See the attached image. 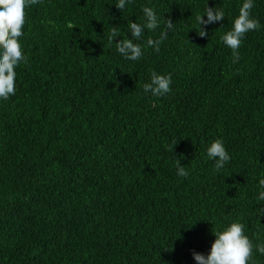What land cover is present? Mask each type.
<instances>
[{
  "label": "trees",
  "instance_id": "16d2710c",
  "mask_svg": "<svg viewBox=\"0 0 264 264\" xmlns=\"http://www.w3.org/2000/svg\"><path fill=\"white\" fill-rule=\"evenodd\" d=\"M226 16L200 27L196 15ZM242 0H41L27 9L21 37L27 62L16 94L0 100V264H196L213 232L244 225L264 264V0L252 15L239 60L221 37ZM161 15L158 52L138 61L109 43L131 38L142 8ZM206 19V17H203ZM171 75L172 91L142 89L151 73ZM221 139L231 159L217 172L206 147ZM173 146V152L169 149ZM179 161L187 177L176 175ZM258 208L262 211L258 215ZM213 231V232H212Z\"/></svg>",
  "mask_w": 264,
  "mask_h": 264
},
{
  "label": "clouds",
  "instance_id": "9594fccd",
  "mask_svg": "<svg viewBox=\"0 0 264 264\" xmlns=\"http://www.w3.org/2000/svg\"><path fill=\"white\" fill-rule=\"evenodd\" d=\"M40 3L41 0H0V100L7 101L16 94V69L22 63H26L28 59L20 39L24 35L25 9ZM132 3L133 0H114L115 7L120 12ZM254 7L255 0H242L238 15L233 19L231 30L226 31L221 37L223 44L232 52L233 63L239 60L238 50L245 34L261 27L260 22L252 15ZM142 13L141 23L129 22L127 25L131 35L130 39H119L113 43V39L118 37L117 28L114 27L108 36L109 43L115 46L116 52L128 61L140 60L146 48L158 52L167 33L174 30L175 24L166 20L164 30L159 38L155 40L149 38L143 45L138 43L142 40L145 30L157 29L160 27L162 19L161 15L149 6L143 7ZM225 16V10L222 7H208L206 3L203 15L198 14L195 17L199 26L197 34L202 38L207 37L208 32L200 26L220 22L225 19ZM171 84V75H162L153 71L150 82L144 83L142 89L154 97H162L172 91ZM169 150L173 152V146ZM206 156L213 161L217 172L223 169L231 159L221 139L212 141L206 147ZM175 169L176 175L179 177H187L189 174L179 161L175 163ZM256 193L255 199L264 202V174H262V178L258 179ZM261 211L258 208V215ZM213 234L215 239L207 254L192 252V258L196 264H250L252 262L254 245L245 234L242 223L231 222ZM255 251L264 255V243L256 244Z\"/></svg>",
  "mask_w": 264,
  "mask_h": 264
}]
</instances>
